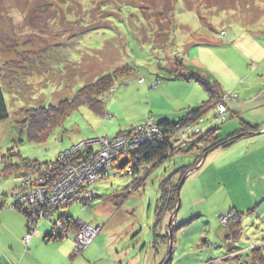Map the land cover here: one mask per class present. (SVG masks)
<instances>
[{"label": "rangeland", "instance_id": "374dc122", "mask_svg": "<svg viewBox=\"0 0 264 264\" xmlns=\"http://www.w3.org/2000/svg\"><path fill=\"white\" fill-rule=\"evenodd\" d=\"M199 38L200 55L186 53L185 45ZM175 55L222 92L200 112L201 128L191 114L175 119L167 138L177 151L149 172L143 186L122 197L138 171H130L128 150L114 152L107 142L109 149L98 152L106 143L99 136L123 140L140 132L136 144L164 138L158 116L211 100L193 81L166 78L167 59ZM126 64L134 71L104 94V116L80 106L40 143L27 141L25 129L19 130L31 110L71 100L83 86ZM157 77L160 86L150 88ZM0 86L6 104L0 120V213L13 210L24 217L25 249L39 230L55 238L60 232L62 240L37 245L41 264H253L254 245L264 257V128L227 148L203 151L216 135L222 139L239 129L241 121L264 123V0H0ZM201 135L202 152L186 148ZM73 145L84 146L85 155L92 145L94 166L73 155L75 173L68 176L75 179L61 183L59 191L47 188L61 161L38 163L54 161ZM22 159L30 162L21 164ZM145 165L138 166L140 174ZM107 171L116 177L101 181ZM169 177L180 185L179 207L157 221L160 182ZM87 185L97 197L83 208L80 202L95 196L86 192ZM46 189L49 195L40 197ZM66 200L72 202L64 206ZM45 204L57 209L53 217ZM37 208L46 219L38 229L37 222L29 225ZM229 210L240 212L236 241L227 239ZM57 218L68 234L54 232ZM94 231L97 235L89 236Z\"/></svg>", "mask_w": 264, "mask_h": 264}, {"label": "trees", "instance_id": "16d2710c", "mask_svg": "<svg viewBox=\"0 0 264 264\" xmlns=\"http://www.w3.org/2000/svg\"><path fill=\"white\" fill-rule=\"evenodd\" d=\"M198 11L200 14L201 13L203 14L204 12L200 9ZM169 14H172V11H169ZM159 21H160V24L164 23V22H161V20ZM165 27H167V25ZM165 34H167V31ZM153 38L155 39V36ZM151 42L153 43V40H151ZM192 42H189L187 43V45H185V52L188 54H190V50L193 47V45L198 46L199 44H202L203 41H202V38H199V40H193ZM168 60H171L170 67L172 69L168 67V63H169ZM167 62H168L167 70H166L167 74L165 76L168 80L174 81V82L182 81L184 83L185 82L189 83L193 81L195 83H198L201 86V88L203 87V89L208 92V97L211 100L197 102V104L193 106H188L187 108H184V110H182L178 114L173 113V114H165V115L158 116V118L156 119V122H158L159 127H162L163 130H159V131L164 132V138H160V139L143 138L139 143L136 144L134 143V141L140 132L135 133L131 137H125L123 138V140H119V137H117V139L106 141L104 140V139H107L106 136H102V137L99 136L100 142L101 143L106 142V143L103 144L102 146L100 145L101 147L99 148L98 152L101 153V151L104 148L109 149V146H107V142L109 143V145H112L111 147L113 148L114 152L128 150L130 152L129 158L132 162V164L130 165L131 166L130 171L131 170H134L136 172L138 171L137 176L139 177L136 179L135 178L133 179V183L131 184V186L127 188L124 194H122V197H126V193L128 190L132 191V189L134 188L136 189L138 187L143 186L144 179L149 174V172H151L153 168H155L156 166L160 165L165 160H167L170 155H173L172 153H175L177 151L176 150L175 152H172L173 149L175 148L173 146L174 140L173 139L168 140L169 137L167 138L168 132H170L171 130L173 131L172 127L174 125L175 119H178V117L180 115H183V113L185 115L186 113L191 114L189 118L192 121L197 118L196 120L200 121V128H201L202 117L200 116L201 114L200 112H202V109H205V108L208 109L209 103L212 102V97L214 94L216 95L218 92H222L221 87L215 81L210 82L209 80L203 79L202 74H200L198 70L196 69H195L196 71L194 70V66L191 65L192 63L190 64L186 63L183 57L179 55H175V56L169 57L167 59ZM133 71H134V68L132 66L128 64L123 65L121 66V68L119 69L116 68L113 72L99 77L93 83L83 86L78 91V93L75 95V97H73L71 100L63 99V100H60L56 105H50L49 107H46V108L43 107V108L31 110V112L29 113V116H27L26 120L23 122L19 130L23 131L25 129V133L23 135H25V138L27 141L40 143V142H45L47 138L50 136L51 132L56 127L62 124L64 118L70 112L78 109L80 106L87 105L89 109L93 111L95 114H102L104 116L105 103H106V100L103 98L104 94H106L107 92L113 91L115 82L119 81L120 79L124 77L129 76L131 73H133ZM158 78L159 77L155 78V80L152 83L148 84L150 88L160 86L161 81ZM140 81L145 82L143 78ZM221 97H223V95L222 96L220 95L219 97H217V98H220V102L224 100ZM223 98H225V102H226L225 95ZM227 113L228 111H226V113H224L223 115L224 120L226 118L225 116H227ZM185 115H183V118L185 117ZM5 117H6V104H5V100L2 94V89L0 86V120L4 119ZM148 118H146L145 120H148ZM145 120H142L139 124H137L138 127L144 124L143 121ZM154 121L155 120L151 118L149 122L154 123ZM257 128H258L257 126H253L252 124L248 122L241 121L239 129H235L234 131L225 134L222 139H219L216 135L214 138V143L211 144L209 147L208 145L205 144L203 151L208 150V148L212 147V145H219V147L221 148H227L242 139L251 137L253 134V130ZM118 133H120V131L117 132L116 134L118 135ZM209 134H211V130L207 131L205 136L209 137ZM114 136H110L111 139ZM207 137L205 138L206 140H207ZM199 138H198L199 139L198 141H196L197 139H195L191 144H189L191 146L188 145L186 146V148L187 147L191 148V150H193V148L195 149L198 148V149H201V152H202V135ZM74 145L71 147H74ZM70 149L71 148L61 151L60 154H58V157L54 161H48L44 163L36 162V163H38L39 165L44 164V166L42 167H46L52 164L56 165V163L58 164L60 161H62L63 153ZM84 150L85 148H83L82 146H79V148L75 152L76 156L78 154L79 158L82 156L83 157L87 156L86 158L91 157V156H88V154L85 155ZM93 150L94 149L91 146L87 148V151L89 154L94 152ZM131 154L133 156L130 157ZM29 162L30 161L22 159L20 163L27 164ZM89 162L91 163L92 166H94L95 162H92L91 159L89 160ZM143 163L146 165H145V168L143 169L142 174H140L138 166ZM3 167H6V165H3ZM24 167L26 169L28 165H24ZM181 170L184 174L185 169H181ZM56 172L57 174L54 177H56L59 174V169ZM106 173L107 174L105 175L103 172L101 181L107 180L111 177H116L114 172L112 171H107ZM182 177L183 175L180 176L179 180ZM89 185L85 186L87 190L86 192L92 195H95V196L89 197L88 199H84L83 201H81L80 205H82L83 208H86L87 205L91 204L94 201V198L97 197L95 193H93L92 191L88 189ZM178 187H179L178 182L173 181V178L171 180L170 177L165 180L163 179L160 182V186H159L160 198L157 200V206H156L157 221L161 219L160 216L163 215V212L174 211L175 208L177 207V204L179 202ZM1 201L3 202L4 200H1ZM56 212L57 210L53 213L52 217L55 215ZM228 215H230L231 219H228V221L229 220L230 221L227 225L228 227L227 239L236 241V239L238 240L240 237V212H237L235 210H229ZM62 217H63L62 219L70 218V220L75 221V218L70 217V216H62ZM58 218L52 221V224L54 223L52 225V228H54L55 224L58 222L59 220ZM42 221H46V219L45 220L38 219L36 221L37 222L35 225L36 229H38L37 225ZM47 222H50V220ZM67 225L70 226V223H68V221H67ZM58 231L59 229H56V228L54 229V232H58ZM52 234H53V229H52ZM55 236H58V237L55 238V237L50 236V232L47 231L46 233L42 235V240L45 243H48V242H58L63 239V237L60 235L59 232ZM254 246L255 247H253V249L252 247L249 248L252 251L253 264H264V257L262 255L261 250L256 245ZM237 250L240 251V248H238ZM71 258H73V255L71 256ZM19 263L17 262L13 263L5 255H4V258L0 260V264H19ZM164 264H167V262Z\"/></svg>", "mask_w": 264, "mask_h": 264}, {"label": "crops", "instance_id": "0c3cea01", "mask_svg": "<svg viewBox=\"0 0 264 264\" xmlns=\"http://www.w3.org/2000/svg\"><path fill=\"white\" fill-rule=\"evenodd\" d=\"M200 45L202 44H199L198 46H193L190 50V54H193L194 57H198L201 51V48H199ZM189 104H191V101H189ZM258 128L263 129L264 123ZM201 173L202 167L199 169V171H197L196 176ZM24 232L25 219L22 215L17 212H14L13 210H4L0 213V260L3 259L4 253L5 256H7L13 263L20 262L21 264L23 260L29 258L31 261L27 262V264H41L38 258L39 251L37 245L42 242V232L39 230L38 235L34 236L31 239L30 244L26 249L24 248V244L22 242V236L24 235ZM41 255H44L47 258L51 257L49 254L45 253H42Z\"/></svg>", "mask_w": 264, "mask_h": 264}, {"label": "built area", "instance_id": "2783aa9c", "mask_svg": "<svg viewBox=\"0 0 264 264\" xmlns=\"http://www.w3.org/2000/svg\"><path fill=\"white\" fill-rule=\"evenodd\" d=\"M223 111H225V110H223ZM225 113V112H224ZM223 113V114H224ZM80 146V145H79ZM79 146H75V147H71L72 149H70V150H68V151H66V152H64L63 153V158H62V161H61V163L60 164H58L59 165V174L55 177V178H50V179H48V187L47 188H49V184L50 185H53V187H54V189L53 190H56V191H59V189H61V183H63V184H65L66 182H68V183H70L73 179H75V177H73V176H68V175H74V169H75V165H74V161H76L78 158H77V156H76V154H75V152L77 151V149L79 148ZM82 146V145H81ZM83 148H84V146H82ZM91 147H92V145H91ZM95 147V146H94ZM89 148V147H88ZM93 148V147H92ZM86 149V148H85ZM75 156V158H77L76 160L74 159H71V157L72 156ZM93 155H94V152H92V153H88V156H91V157H88V158H86V157H83V159H94V157H93ZM79 156V155H78ZM81 158V157H80ZM52 165H54V164H52ZM52 165H49V166H52ZM61 166V167H60ZM41 169V168H40ZM24 174H25V172H23ZM57 174V172H55V175ZM107 173H105V175H106ZM54 175V176H55ZM78 176V175H77ZM57 179V181L55 182V180ZM25 182H27V184H29L30 183V179H26L25 180ZM29 182V183H28ZM90 182H92V179H91V181ZM55 183V184H54ZM55 185H56V187H55ZM30 188L32 189V187L30 186ZM34 188H40V187H34ZM41 189V188H40ZM49 190H51V189H49ZM31 191V190H30ZM28 194H29V192H27ZM48 192H47V189H46V192H45V194H43V191H42V193H39L38 195L41 197V196H43V195H49V194H47ZM52 193V192H51ZM61 193L62 194H65L64 193V190L62 189L61 190ZM19 194H22V193H19ZM67 194V193H66ZM53 195V194H52ZM60 195V194H59ZM72 195V194H71ZM30 196V195H29ZM69 197H71V196H67V199L69 198ZM16 201V200H15ZM59 201V200H58ZM58 201H56V202H58ZM60 202V201H59ZM70 202H72V200H69L68 202H67V200L65 201V202H63V205L65 206V205H67L68 203H70ZM53 204V203H52ZM51 204V206L50 207H48V206H46V204H45V206L46 207H48L49 209L47 210L48 211V214L47 215H53V213L57 210L56 208H55V206L54 205H52ZM45 206H43L44 208H46ZM62 206V205H61ZM38 210V211H37ZM36 211L37 212H35V213H32V215L30 216V217H32V219L33 220H31L30 221V217H29V225H33L34 223H36V221L38 220V219H42V218H44L42 215V213L40 212V209L39 208H37L36 209ZM46 215V216H47ZM27 224H28V220H27ZM56 227L57 228H59V231L61 230V232H63L64 234H66L68 231L66 230V231H64V230H62L63 228L61 227V226H59V224H58V222L56 223ZM56 228V229H57ZM89 231V230H88ZM95 232V231H94ZM60 233V232H59ZM68 234V233H67ZM95 234H96V232L95 233H90V235L89 236H92V235H94L95 236ZM89 244V243H88Z\"/></svg>", "mask_w": 264, "mask_h": 264}, {"label": "water", "instance_id": "95a60500", "mask_svg": "<svg viewBox=\"0 0 264 264\" xmlns=\"http://www.w3.org/2000/svg\"><path fill=\"white\" fill-rule=\"evenodd\" d=\"M126 161H127V159H126V158H123V159L120 161L121 165L125 164ZM181 183H182V182H181ZM179 187H180V185H179ZM179 187H178V190H179ZM179 202H180V200H179ZM179 202H178L177 207H176V209H175V211H174V214H176V212H177V210H178Z\"/></svg>", "mask_w": 264, "mask_h": 264}]
</instances>
